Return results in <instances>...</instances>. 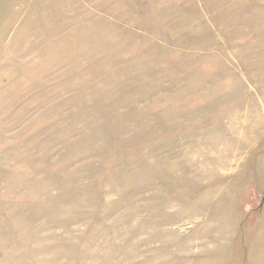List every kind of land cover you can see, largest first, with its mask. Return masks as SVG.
Wrapping results in <instances>:
<instances>
[{"label":"rangeland","instance_id":"obj_1","mask_svg":"<svg viewBox=\"0 0 264 264\" xmlns=\"http://www.w3.org/2000/svg\"><path fill=\"white\" fill-rule=\"evenodd\" d=\"M0 264H264V0H0Z\"/></svg>","mask_w":264,"mask_h":264}]
</instances>
